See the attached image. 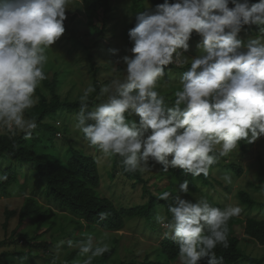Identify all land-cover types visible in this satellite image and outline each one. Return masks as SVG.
Returning <instances> with one entry per match:
<instances>
[{"label": "clouds", "instance_id": "9594fccd", "mask_svg": "<svg viewBox=\"0 0 264 264\" xmlns=\"http://www.w3.org/2000/svg\"><path fill=\"white\" fill-rule=\"evenodd\" d=\"M73 4L0 0V129L29 139L37 128L25 113L38 103L35 91L46 79V50L64 34L66 11ZM145 9L128 30L132 55L120 58L126 75L101 87L97 99H105L94 110L88 104L96 88L89 84L83 90L75 127L105 157H121L126 172H145L154 161L164 172L179 168L183 175L207 178L210 167L239 148L241 140L253 144L264 136V40L239 38L245 26L253 25L264 37V0H163ZM194 33L202 54L191 58L173 93L174 104L167 106L157 82L169 65L189 63L184 53ZM130 116L138 120L129 122ZM7 179L0 174V181ZM221 179L232 182L229 175ZM188 192V180L179 184L178 194L164 191L158 198L173 201L171 218L157 215L156 221L178 246L179 264H224L214 249L229 246L228 221L242 209L213 206L207 197L182 198ZM107 215L99 213L101 220ZM67 245L90 253L85 264L109 250L91 235Z\"/></svg>", "mask_w": 264, "mask_h": 264}, {"label": "trees", "instance_id": "16d2710c", "mask_svg": "<svg viewBox=\"0 0 264 264\" xmlns=\"http://www.w3.org/2000/svg\"><path fill=\"white\" fill-rule=\"evenodd\" d=\"M114 0H77L78 8L81 15L85 18L87 26L91 32L97 34V42L106 36L107 27L106 20L114 9ZM130 11L133 20L127 26L125 31V41L129 50L133 46L132 41L128 37V30L135 26V14L145 10V4L148 2L154 8L157 4L163 3V0H128ZM258 1V0H256ZM229 7H233L229 4ZM251 27V26H250ZM249 26L239 34V38L246 39L245 34H250L248 38L255 39L259 37V29L253 31ZM67 28L75 37L74 27ZM253 32V33H252ZM247 36V35H246ZM189 42L193 43L200 40V37L195 33ZM198 38V39H197ZM87 56L90 60L93 59L91 46H87ZM198 50V56L200 54ZM47 57L52 59L47 61L44 66L46 79L41 82V85L36 89L35 96L38 97V103L26 111L25 117L27 119H34L37 125L46 127L50 132H59V129L54 124V120L66 118L65 114L68 112L78 113L80 110L79 97L82 95L79 89L73 93L75 84L67 80L69 65L64 61H60L57 55H51L50 50H46ZM202 54V53H201ZM132 53L130 52V56ZM94 72H98L99 67L95 63H91ZM190 67V63L184 67H174L169 65L170 71L184 72ZM121 68V67H119ZM169 71V72H170ZM167 74V71H166ZM110 79L101 81L99 78H93L92 85L96 88V92L92 93L89 97L88 110L94 108L104 101V97L97 99L102 86L108 84ZM68 85V87H67ZM72 85V86H71ZM172 94L170 91L166 93ZM164 96V95H163ZM45 119H49L46 121ZM130 119V117H128ZM60 123V122H59ZM68 129L65 128V131ZM251 134V133H249ZM82 137L84 138L83 134ZM241 147H244L240 141ZM54 146V139L43 138L33 132L31 138L25 139L24 134L17 132L15 135L8 133L6 130L0 132V160L9 157L11 164L6 166L0 171V174H6L8 179L0 181V194L7 195L10 185H13L18 179V170L23 164L31 165L35 168L37 173V189L43 184V189L40 190L41 194L47 201L51 202L57 209L63 211L60 216L52 213L50 209L42 207L36 198L28 196L24 204L20 207L18 212V221L20 224L27 220V225L30 223L31 236L26 239L31 244L26 250L16 251H3L0 253V264H32L30 257V250L32 247L42 248L43 255L45 252H50L53 247L58 246L65 251L63 258L64 264H74L71 258L81 254L77 247H68L67 241L71 240L74 243L80 240H85L89 235L93 236L95 240L100 232H117L122 230L126 220L130 219H143L147 227L156 231V235L161 234V227L157 226L156 210L157 206L162 205L163 213L167 218H171V213L168 212V207L173 203L171 199L160 200L158 197L164 191H170L174 195L178 194V186L184 180L189 182V192L181 194L182 198L190 199L193 201L199 200L203 192H210L213 190L217 196L216 200L220 204L226 198L227 193L230 192V185H227L223 180L214 176V168L223 165V157H221L216 164L212 165L209 170V176L206 178L201 174L199 177L183 175L182 170L179 168H169L168 172L162 171V166L154 161L149 162V166L158 171V180L154 183V192L148 189V179L143 176V172H126L122 165V158L117 156L110 157L112 159V173L117 170L125 177L134 179L143 184L144 191L149 193L148 200L140 205L132 207H116L111 199L102 195L98 191L100 182V173L97 166V160L92 154H88L83 150L73 147L71 144L67 148L64 160L57 155L51 148ZM92 149L99 154V150L92 146ZM246 151V150H245ZM171 159V157H170ZM259 161L258 178L261 183L254 185L264 194V159L257 158ZM20 163V164H19ZM17 164V165H16ZM229 170L232 169L233 175L240 176L243 174V167L235 161L228 166ZM227 168V169H228ZM24 176V174H23ZM165 180L164 186L160 185L161 181ZM251 185V183H250ZM35 186V184H34ZM234 196L238 202L244 207L245 217L236 216L228 221V247L224 248L222 245H217L214 249L217 257H223L224 264H237L240 260H247L250 264H263L261 259L243 254L238 248V238L233 234L238 227L241 232L247 236L255 239L260 245L264 247V218H259L256 215H250L254 210L264 211V199L258 200L252 196V193L244 188L235 190ZM215 201L211 204L214 205ZM227 203L222 204L225 207ZM15 209L4 210V226L8 225L9 219L15 214ZM106 212L107 218L101 220L99 213ZM68 213V214H66ZM81 219L87 223L82 224ZM76 222V223H74ZM158 227V229H157ZM21 229V228H20ZM41 231V232H40ZM15 232V231H14ZM47 234L46 238L41 241L37 237L41 234ZM27 232L18 235L16 240L25 237ZM25 235V236H24ZM21 236V237H20ZM47 238L49 239L47 241ZM21 240V239H20ZM61 241L64 243L61 244ZM99 241V240H97ZM120 235L112 236L110 243H108L109 250L101 256H96L92 259L91 264H179L178 246L170 237H161L154 248L147 252L140 260L134 250L124 246L126 255L123 257H114L113 255L119 248ZM6 241H0L3 245ZM150 254L153 259L149 260ZM85 264V261L83 262ZM200 264H206V260L201 261Z\"/></svg>", "mask_w": 264, "mask_h": 264}, {"label": "rangeland", "instance_id": "374dc122", "mask_svg": "<svg viewBox=\"0 0 264 264\" xmlns=\"http://www.w3.org/2000/svg\"><path fill=\"white\" fill-rule=\"evenodd\" d=\"M76 2L77 0H74V4L70 5L73 9L66 11L67 19L64 21V34L58 41L55 42V44L51 46V48H49V50L51 55L60 56V61L62 60L69 65L67 80L70 83L72 82L75 84L74 86L71 85L73 87V93H76L79 89L83 93V90L89 84L92 85L93 78L95 77L99 78L101 81L110 79V82L108 83L110 84L114 79L122 80L126 75V65L120 58L124 55L130 56L129 47L125 41V31L127 26L133 20V17L128 0H114L112 2L115 5L114 9L106 20V36L97 42V34L89 30L86 20L81 15ZM252 2L255 3L258 1L252 0ZM149 5L154 9V7L148 2L145 4V7ZM67 26L74 27V38H70L73 34ZM251 29L255 31L257 28L253 27ZM242 35L247 37L243 40L245 43L248 39H253L250 37L248 38V36H250L248 33L245 34L243 32ZM256 38L264 40V37L261 36ZM192 39L196 38L192 36ZM199 41H194L193 43L189 42V50L184 53V55L187 56L189 63L191 62V58L198 56V50L200 49L197 48V44ZM86 45L91 46V53L93 56L92 60H90L87 56L88 51L86 49ZM112 49H118V54L113 55L111 51ZM201 53L202 52H200L199 55H201ZM46 55L48 56V53ZM51 59V57H48L47 61ZM92 62L95 63V66L99 67L98 72H94L91 65ZM182 74L183 72L171 70L157 82V91H159L161 95H164L165 104L167 106H172L174 104L175 97L173 93L180 89V78ZM168 91L172 94L166 95ZM76 114V112H68L65 114L66 118L58 117V119L53 121L55 123L54 125L59 129V132L52 133L46 127L41 125H37V128L33 132L41 136L43 140L48 138L54 139V146L51 149L62 159L64 158V160L67 158L66 151L70 144L77 149L83 150L88 154H92L97 160V166L100 173L98 191L102 195L111 199L116 207H132L145 203L150 194L144 191L143 184L135 181L134 179L125 177L123 174L118 172L119 170L111 175L113 169L112 159L110 157H105L101 152H99V154L96 153L92 149V146H90L89 143L82 137L83 133L75 127ZM45 120L48 121L49 119ZM128 120L129 122L132 120H138V117L130 116V119ZM65 128L68 130L65 131ZM4 131L5 130L0 129V132L3 133ZM250 136L251 134H249V137ZM241 141L245 148L241 147L239 144V148L235 149L229 154V156L223 157L224 166L214 168L215 177H218L219 179H221L224 175H229L231 177L232 182L227 184L230 185V192L227 193L226 198L219 204L218 200L215 201L217 196L214 194L212 189H210V192H203L201 197H207L210 204L215 201L213 206L220 208H224L222 204L225 203H227L225 206L229 204L237 205L242 209L239 216L245 217L244 207L238 202L234 193L237 187L244 188L251 192L252 196L256 197L260 201H263V192L255 189L254 185L261 183L257 176L258 170L260 169L257 158L260 157V159H264V136L259 138L253 144H248L245 140ZM234 161L243 167L242 169L244 173H241L240 176H237L236 174L233 175L232 169L230 168L229 170L228 168V166H230V164ZM10 164L11 159L9 157L0 160V171ZM18 168L17 181L13 185H10L7 195L0 194V241H6L3 245H0V253L3 251H24L31 246V244L26 241V239H29L31 236L30 223L27 227H25L28 222L27 220L22 222V224L18 221L19 209L24 204L25 199L28 196L35 197L37 202L42 205V207L50 209L52 213H56L58 216H60L63 212L57 209L51 202L47 201V199L42 196L40 190L43 189V184H41L39 189H37L36 184L38 176L37 173H35V168L33 166L23 164ZM143 176L148 179V189H150L151 192H154V183L159 178L158 171L149 166V169L143 172ZM165 183L166 181L162 180L160 185L164 186ZM5 208L16 210L15 214L9 219L6 227L3 224L5 218ZM157 215H162L168 219L166 214L163 213L162 205L157 206L156 216ZM250 215H256L259 218H264V211L256 209L255 211L253 210ZM157 226L161 227V234L159 235H156V231H153L152 228L147 227L143 219H130L125 221V225L120 231L113 233L100 232L97 240H103L108 244L110 243V238L112 236L118 237V235H120L119 248L113 256H125L126 252L124 250V246L128 245V247L134 250V253L137 254L138 258L142 260L144 258L143 256L148 251L150 252L163 236L165 229H163L159 223H157ZM21 231L23 234L27 232L26 236L24 235V238L20 236L21 240L19 238L16 240ZM233 234L238 238V248L243 254L261 259L264 264V247L262 245H260L252 237L243 234L240 227H238ZM46 236L47 234L43 233L37 237V240L41 241L46 238ZM48 240L49 239L47 238V241ZM41 250L42 248H31V255L29 259L32 264H64L65 259L63 256L65 251L62 248L55 246L50 250V252L46 251L45 255H43ZM88 255H90V253H81L76 255L74 258H71V260L74 264H83ZM150 259H153L152 254L149 256V260ZM237 264L250 263L247 260H240Z\"/></svg>", "mask_w": 264, "mask_h": 264}]
</instances>
